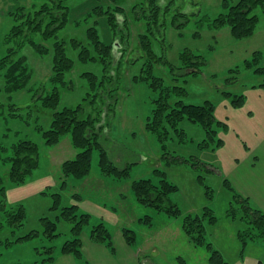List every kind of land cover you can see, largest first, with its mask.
<instances>
[{
    "label": "rangeland",
    "instance_id": "rangeland-1",
    "mask_svg": "<svg viewBox=\"0 0 264 264\" xmlns=\"http://www.w3.org/2000/svg\"><path fill=\"white\" fill-rule=\"evenodd\" d=\"M38 3L39 0H0V57L9 46L15 47L18 41V37L7 39L14 24L9 13L19 5H25V10H28L31 4ZM141 3L144 8L147 7L146 0H65L67 21L64 26L53 37L45 40L39 33L33 35L34 41L44 45L47 50L39 53L35 46L26 42L18 48L17 53L25 57L31 71L27 85L7 93L4 78L0 74V145L10 147L18 140L28 139L38 145L39 153L37 167L26 177L24 184L14 185L21 188L10 197L9 188L13 184L8 176L9 163L0 160V177L6 188L5 194L0 191V205L4 203L7 210L21 205L25 211L23 224L13 229L6 224L5 213L0 209V264H44L42 259L47 255L56 257L52 264L59 262V257L63 255L60 252L61 245L71 237L72 227V223L61 217V210L73 203L77 204L72 198L75 192L124 212L122 227L126 226L134 232L132 247L141 249L140 259H148L147 264H215L210 261L211 253L206 243L227 264H264V236L255 235L257 231L243 217L245 212L236 195H246L235 183L241 178L236 177L235 181L232 179L244 167H238L236 172L232 168L226 172L222 170L218 161L213 159L217 156V151L214 153L215 143L209 141L202 126L196 122L187 119L179 122L177 127L183 130V137L166 125L167 133L163 140L145 128L146 119L151 115L154 99L159 92L149 85L151 74L159 77L163 85H178L185 89V93L172 96L171 102L181 99L184 103L202 104L209 100L214 104L217 120L230 124V127L234 121L238 127L241 121L236 113L248 109L232 106L230 98L223 95L222 91L242 94L245 103L246 98L248 100L253 93L252 88H261L253 85L264 82V74L244 67V60L254 58V52L258 51V64L264 66V13L259 7L253 11L258 16V22L252 36L235 39L228 27L208 29L205 26L220 11L221 0H158V5L162 8L169 5V9L159 14L157 22L152 20L151 24L146 16H135L133 7ZM116 5L123 8L128 32L126 49L121 51L116 66L111 70L112 76H117L118 82L112 80L117 87L108 99L103 97L92 103L93 96H86L92 93V89L83 73L91 72L100 79L103 65L98 59L81 60L79 48L74 47L72 39L81 41L95 54V48L89 44L88 33V27L93 26L102 42L114 46L118 44L121 36L109 27L106 18L108 14L98 12ZM177 12L188 16L187 22L180 29L172 21ZM197 30L200 31L199 36L194 35ZM143 34L148 37L149 50L156 57H162L161 60H150L148 52L146 54L140 43ZM55 39L62 40L65 53L72 60L71 69L64 72V84H54L51 80ZM185 48L202 55L206 63L200 65L198 72L185 73L174 80L170 64L175 67L181 65L179 53ZM235 66L239 67V72H230L229 69ZM176 71L177 74L184 73L183 70ZM231 75L237 79L227 80ZM141 76L147 78L141 79ZM53 85L57 86L59 92L57 109L81 103L82 117L108 101L113 116L107 118L108 133L101 139V143L117 166H129L127 179L103 176L99 168V152L94 148L89 175L82 182L69 181L65 189L60 186L58 177L61 164L74 158L77 150L71 145L68 135L62 136L55 145L44 143L42 131L49 128L52 110L43 107L40 100L33 101L34 95L49 93ZM12 105L16 107L17 116L9 114ZM254 111L253 118L260 110ZM228 117L229 121L226 122ZM223 131H218L217 137L225 140L228 149L226 155L229 151L238 153V144L243 147V142L238 139L242 137L241 133L235 130L225 135ZM203 142H208V146L202 147ZM9 154V148L6 152L0 151L3 157ZM171 156L189 161L171 163ZM97 177H109L107 179L110 181L100 183L99 186L96 185ZM140 177L150 178L153 183H159L165 177L174 184L176 190L169 197L178 207L179 216H168L167 213L140 204L130 189L124 195L116 192L120 188H130L131 181ZM123 181L127 184H121ZM112 189L115 192L110 193ZM53 194L58 197L54 198ZM248 199L253 208H259L264 213V203L260 198ZM210 212L215 217L212 222L208 219ZM146 214L152 217L150 225L138 220ZM186 216H197L202 220L203 244L195 243L183 231L181 223ZM42 218L55 223L56 237L49 240L44 236ZM90 225L84 229L88 235ZM32 231L37 234L29 239L24 237ZM46 247H52L48 254L45 253Z\"/></svg>",
    "mask_w": 264,
    "mask_h": 264
},
{
    "label": "trees",
    "instance_id": "trees-1",
    "mask_svg": "<svg viewBox=\"0 0 264 264\" xmlns=\"http://www.w3.org/2000/svg\"><path fill=\"white\" fill-rule=\"evenodd\" d=\"M38 4H31L28 10L25 5H19L15 10L10 12V16L14 20L7 39L18 37V41L14 45L9 46L6 53L0 57V74L4 78V88L7 93H11L18 89L24 88L30 80L31 71L26 64L25 57L19 55L18 48L25 42L35 46L39 53H44L47 48L34 41L33 35L39 33L42 39L53 37L55 32L64 26L67 21V5L65 0H39ZM158 0H146L144 8L142 3L135 5L134 13L136 18L146 16L148 22L151 24L152 20L157 22L159 14L169 9V5L162 8L157 4ZM264 13V0H221L220 11L205 25L208 29H221L228 27L230 34L235 39H243L250 37L255 32V27L258 22V16L253 11L257 8ZM99 8V6H98ZM139 8V9H138ZM138 9V10H137ZM98 12L101 14L107 13V22L109 27L117 32L121 37L118 44H106L102 42L93 26L88 27L90 43L96 50L95 54L90 52V49L82 44L77 39H72L75 48H79L78 55L83 61L85 60H99L103 65V74L100 79L91 72H84L83 75L88 79L92 93H87L86 96H93L92 103L101 100V98L112 96L116 85L112 82L113 79L117 81V76H112V67L116 66L118 56L121 51L126 49L125 39L127 37L126 19L124 18L123 8L121 6H109L108 10L100 9ZM144 13V14H143ZM188 16L183 12H177L173 15L172 21L177 29L187 22ZM200 24V21H199ZM150 29V28H148ZM200 31H195L194 35L199 36ZM142 48L150 60H161L162 57H156L149 50L148 37L143 34L140 41ZM53 64L51 80L56 83L64 84V72L72 67V60L67 57L65 47L62 40L55 39L53 42ZM147 50V51H146ZM259 52H254V58L244 60V67L252 69L255 73L264 74V66H259ZM180 64L179 66H171L170 69L174 75L173 79L177 80V76L183 74L195 73L199 71V67L205 64L206 61L200 54H195L191 50L185 48L179 53ZM165 61V60H164ZM183 70L184 73L177 74L176 70ZM230 72L238 73L239 67L229 69ZM151 85L154 89L158 90V96L154 99V107L151 110V115L147 117L145 128L151 133H156L160 140L166 138V125L172 128L180 137L184 136L182 129L177 125L183 119L196 122L202 126L207 138L210 142H214L216 147L222 145L223 141L217 137L218 131L226 130L227 124L223 121L217 120L214 116V104L205 100L202 104L184 103L181 99H176L171 102L172 96H179L185 93V89L178 85H163L161 79L153 74L150 75ZM146 79L147 77H140ZM235 75H231L227 80H236ZM119 80V77H118ZM118 82V81H117ZM264 88V82L257 85ZM223 95L230 98L232 106L240 107L244 103V96L242 94H233L230 91H222ZM87 98V97H86ZM41 102L43 107L52 110V120L49 128L42 131L44 143L48 146L57 144L61 137L68 135L71 145L76 153L74 158L67 159L62 162L59 171L60 186L65 189L69 181L82 180L88 176L91 170V152L96 148L99 152V168L103 176H115L122 179L129 177V166L119 167L108 156L105 147L101 143V139L105 138L108 133V119L113 116V112L109 109L108 101L102 107H94L92 113L86 117H82L83 105L77 104L76 106H64L57 109L59 102V92L56 85L52 86L49 93H39L34 95L33 101ZM114 101V100H113ZM109 105V106H108ZM16 107L11 106L10 115L17 116L15 112ZM206 141V140H205ZM203 142L202 147H207L208 142ZM201 144V145H202ZM10 149V154L7 156L0 155V160L9 163L8 176L13 185H22L26 181V177L38 165V145L28 139H21L13 143L10 147L0 145V151H7ZM171 163L174 162H187L188 159H181L179 156H171ZM196 163H192L194 165ZM205 164V162H204ZM157 172L163 174V172ZM110 181L109 177H102ZM228 184V180L225 179ZM229 185V184H228ZM130 190L133 192L136 201L145 206H150L157 212L167 213L168 216H179V209L174 202L170 200L169 194L176 190V186L166 180L165 177L159 180V183H153L150 178H136L130 183ZM0 191L5 194L6 188L3 186L2 178L0 177ZM54 198L58 197L53 194ZM240 206L244 209V218L252 225L255 235L261 234L264 236V213L259 208H253L249 204L247 196L242 194L236 195ZM74 201L82 199V194L72 193ZM56 203V200H55ZM5 204L0 205L5 213L6 224L15 229L23 224L25 218V211L21 205L11 207L9 210L5 209ZM207 212V211H206ZM61 217L72 223L71 237L65 240L60 248L61 254H71L77 264H89L82 254V233L88 225L93 222L89 227V238L96 243L104 244L110 251L114 250L112 231L111 228L104 222V220L95 219L89 213L78 208L76 203L61 210ZM209 221H214L215 217L210 212L208 216ZM139 221L146 222L147 225L151 224L152 217L149 214L144 215L143 218H138ZM44 226V236L47 239L56 237L55 223L47 218H42ZM183 231L191 237L195 243H204V227L202 220L199 217L186 216L181 223ZM121 233L125 241L132 245L134 241V232L128 227L121 228ZM37 232L32 231L24 237L29 239ZM24 237H20L24 238ZM207 248L210 250V261L215 264L225 263L217 251L213 250L209 243H206ZM52 251V247H46L45 253L48 254ZM56 257L46 256L42 259L44 264H52Z\"/></svg>",
    "mask_w": 264,
    "mask_h": 264
},
{
    "label": "crops",
    "instance_id": "crops-1",
    "mask_svg": "<svg viewBox=\"0 0 264 264\" xmlns=\"http://www.w3.org/2000/svg\"><path fill=\"white\" fill-rule=\"evenodd\" d=\"M251 91L253 93H251L250 98L248 100L246 98V102L243 103L241 106L242 108L240 107L243 110L248 109V111L236 113L237 116H240L241 124L237 127V124L233 121L232 127H230V124L227 123V129L223 131L225 135H230V131H239L242 137L238 139L243 142V147L238 144L239 151L237 150V152L239 154L234 151H229L228 155H226L228 149L223 139L222 145L216 147L214 153L217 151V156L213 159L218 161L219 166L222 170H225V172L230 168L236 172L238 167L243 166L244 168L239 171L238 176L234 175L232 179L235 181L236 177L241 178L238 181L239 183L235 182L239 185V189L250 199L258 198L259 200L260 198L264 203V88H252ZM254 109L260 110L255 118H253L255 113ZM225 120L228 122L229 117ZM100 178L101 177L96 178V185L100 186V183H106V179ZM83 180L84 179L80 180V182ZM121 184L126 185L127 183L123 181ZM19 188H21V186H19ZM19 188L12 185V187L9 188V197ZM129 189V187H125V189L122 190L120 188L116 190V192L124 195V192L129 191ZM111 192H115V190L112 189L110 190V193ZM72 202L74 201L72 200ZM76 202L81 210L87 211L93 218H101L104 220L113 232L112 240L114 250L110 251L104 244L93 242L89 238L87 230L84 231L82 235V252L83 256L91 262V264L148 263V259H143L141 261V249H134L132 245H129L125 241L121 233V227L124 225V212L118 211L116 207L108 205L107 203L105 204V202L101 203L97 199L94 200L90 196L82 197L81 200ZM59 262H55L54 264H77L75 258L70 254L61 255L59 257Z\"/></svg>",
    "mask_w": 264,
    "mask_h": 264
}]
</instances>
